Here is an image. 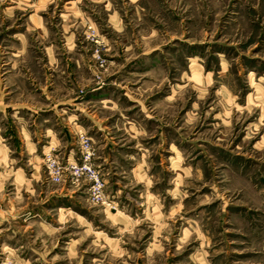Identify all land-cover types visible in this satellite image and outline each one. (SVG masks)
<instances>
[{
    "label": "rangeland",
    "instance_id": "1",
    "mask_svg": "<svg viewBox=\"0 0 264 264\" xmlns=\"http://www.w3.org/2000/svg\"><path fill=\"white\" fill-rule=\"evenodd\" d=\"M0 264H264V0H0Z\"/></svg>",
    "mask_w": 264,
    "mask_h": 264
},
{
    "label": "built area",
    "instance_id": "2",
    "mask_svg": "<svg viewBox=\"0 0 264 264\" xmlns=\"http://www.w3.org/2000/svg\"><path fill=\"white\" fill-rule=\"evenodd\" d=\"M79 152H80V163L72 164L69 166L77 177L86 174L92 182V198L96 202L105 201V182L98 174L93 166V159L95 156V150L92 145L90 138L86 135L81 134L78 137ZM47 167L49 169V176L52 181L59 182L60 174L62 173V167L58 165L57 160L51 155L46 156ZM81 164V165H80ZM80 165V166H79Z\"/></svg>",
    "mask_w": 264,
    "mask_h": 264
}]
</instances>
